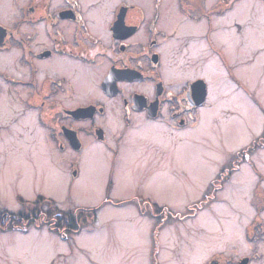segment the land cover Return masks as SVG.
I'll return each instance as SVG.
<instances>
[{"label":"rangeland","instance_id":"374dc122","mask_svg":"<svg viewBox=\"0 0 264 264\" xmlns=\"http://www.w3.org/2000/svg\"><path fill=\"white\" fill-rule=\"evenodd\" d=\"M93 1L102 3L99 8L117 3V0ZM134 1L143 3L141 0ZM29 2L3 0L5 6L0 12L1 20L9 26L13 25L19 18L18 10L24 5L28 7ZM243 4H246L244 10L247 11L246 17L241 19L244 25L264 28V5L259 0H244ZM194 6L198 10L196 3ZM146 9L150 10V6ZM176 19L181 18L177 16ZM232 19L230 17L223 24H230ZM200 25L201 29L194 33L187 53H181L175 43L168 52H164L169 65L178 57V63L183 64V70H186L185 76L202 75L208 79L211 107L209 105L202 111L203 115L208 113L204 128L202 122L196 129L175 131L163 123H145L138 116L132 119L134 128L121 132V111L118 107V113L107 114L103 118L107 143L89 141L99 154L87 161L82 156L75 165L70 162L62 164L57 160V156L61 155L54 151L55 145L40 126L39 115L33 111L27 112V118L31 117L28 125L22 124L25 118L20 119L19 135L16 133L13 137L4 138L6 143L0 145V211L18 215L36 209L48 217L50 204L46 203L47 198L64 214L77 212L78 209L97 211L93 225L67 237L69 241L66 242L46 226L40 229L31 226L26 232H0V264H49L53 257L64 252L73 253L72 264H159V240L163 264H190V257L199 249L205 254L197 259V264L219 248L227 249L228 253L236 256L250 252L252 246L243 241V235L252 216L253 192L264 189V145L261 144L264 139V59L261 58L263 53L258 55L264 49V40L251 47L248 33H245L244 44L236 43L244 47L238 50L242 64L233 70L249 95L254 96L257 105L245 90L230 81L216 56L199 39L205 33L203 23ZM227 31L225 33L228 34ZM262 32L264 38V30ZM195 46L201 48L193 51ZM231 54L232 50H228V57ZM9 55L0 54L6 58L5 63L0 62V69L9 74L6 78L9 82L14 78L26 80L28 70L20 66L21 52L12 57ZM253 55L258 58L254 59ZM211 59L216 62V72H201L200 68L207 69ZM91 82L90 79L84 80L94 90L76 93L77 104L84 105L99 96L96 82ZM0 83L3 90L0 116L9 122L14 116L22 114L25 109L23 100L29 92L23 87L12 88ZM215 85L228 86L229 91L225 92L220 87L215 93ZM232 95L240 97L241 105H233L229 101ZM11 103L15 110L9 107ZM3 108L5 116L2 115ZM89 109L92 108L80 110L79 116H84ZM112 115L115 120L111 121ZM66 132L73 133L63 129V134ZM97 132L100 134L95 137L100 141L103 135L101 131ZM258 139L260 142L256 144V149L253 147L251 150L256 152L250 155L251 164L244 161L237 166L238 169L232 167L240 159L239 155L247 156L245 150ZM39 143L48 145L50 151L42 153ZM112 161L118 164L117 169L111 165ZM73 169L77 171L76 178L73 177ZM226 172L230 175L220 188L225 190L220 195V202L224 201L226 205L218 207L219 216L201 212L190 225L191 208L195 207L197 211L205 208H197L198 205L193 204L204 192L217 189L216 185H221L220 178ZM58 175H63V180L54 187V176ZM42 198L41 204L39 199ZM133 198L150 202L149 207L153 209H168L172 216H165V219L159 215V220L164 218L165 224L158 228L151 215L139 212L137 205L132 203ZM107 201L126 203L116 206ZM233 234L237 239L236 245L229 242ZM180 235L182 238L178 237ZM154 253L156 260L151 262ZM256 264H264V260Z\"/></svg>","mask_w":264,"mask_h":264},{"label":"flooded vegetation","instance_id":"af4514ba","mask_svg":"<svg viewBox=\"0 0 264 264\" xmlns=\"http://www.w3.org/2000/svg\"><path fill=\"white\" fill-rule=\"evenodd\" d=\"M15 1L13 0L14 3ZM141 1L143 3L117 0L111 7L108 4L99 8L102 3L98 4L93 0H30L28 7L24 5L18 10L19 18L13 25H7L0 18V54L10 53L9 57H12L21 52L20 66H25L28 70L26 80L14 78L9 82L6 78L9 74L0 69V82L12 88L23 87L29 92L23 100L25 109L21 115L14 116L9 122L0 116V145L6 143L5 137H13L16 133L19 135L20 119L25 118L22 124L28 125L27 112L30 111L39 115L40 126L46 130L50 142L55 145L54 151L62 156H57L62 164L79 163L83 154L94 146L89 141L94 144L107 143L108 134L103 118L107 114L118 113V107L121 111V132L133 127L132 119L138 116L145 123H163L175 131L196 129L204 118L202 111L210 105V83L202 75L185 76L186 70H183V64L178 63V57L169 65L164 50L174 47L175 43L181 53H187L194 33L200 31L202 23L205 33L199 39L216 56L230 81L249 95L233 73L242 64L238 50L244 48L236 43L244 44L245 33H248L251 47L259 45L264 40L261 34L264 28L244 25L241 20L246 17L247 11L244 9L241 10L244 14L237 13L235 16L236 8L242 6L241 2L244 0H168L171 2L170 17L164 11L167 0ZM259 2L264 5V0ZM195 3L198 10L195 9ZM3 5V0H0V12ZM146 6H150V10ZM176 15L181 19H176ZM230 17H233L230 24H223ZM188 27L199 29L192 30ZM226 30L228 34L225 33ZM225 36H229L230 40ZM230 42L236 47L237 53L228 57ZM200 48L195 46L192 50ZM262 53L261 58L264 59V49L258 55ZM255 57L257 56L253 55L254 59ZM186 59L189 61V57ZM200 70L206 72L207 69L201 67ZM85 79H90L93 84L96 82L95 88L99 96L81 105L76 103V93L94 90L84 83ZM195 84H198V89L203 86L202 104H199L200 100L192 98V95L198 94V91H194ZM1 87L0 85V101L3 94ZM249 97L258 105L252 94ZM18 100L21 102V99ZM12 105L13 103L9 107L15 110ZM88 107L92 109L80 117V110ZM2 115L5 116L4 108ZM63 129L71 130L74 134H63ZM97 131H101L103 135L100 141L95 137L100 134ZM250 155H239L240 159L232 167L238 169L237 166L243 163V159L251 164ZM111 165L116 169L118 167L113 161ZM228 175L230 173L226 172L221 177ZM73 177H77L75 169ZM223 184L224 182L216 185L217 189H210L208 193L204 192L199 201L193 204L198 205L197 208H205L200 211L195 207L191 208L190 225L194 224L201 212L219 216L218 207L226 205L224 201L220 202V195L225 191L220 189ZM251 202L252 216L243 235V241L252 246L250 252L236 256L228 253L227 249L219 248L212 251L200 264H256L264 260V189H255ZM107 203L119 206L126 202ZM132 203L137 205L139 212L144 203L151 205L138 198H133ZM152 219L157 221L155 223L158 228L165 224L164 218L159 220V217L152 216ZM231 236L230 244L236 245L235 235ZM178 237L182 238V235ZM62 240L69 241L67 237ZM204 254L201 249L195 251L190 257V264H197V259ZM72 255L73 253L66 252L57 254L49 264H72ZM158 255L159 264H163L160 240ZM151 259V262L156 260L155 253Z\"/></svg>","mask_w":264,"mask_h":264},{"label":"trees","instance_id":"16d2710c","mask_svg":"<svg viewBox=\"0 0 264 264\" xmlns=\"http://www.w3.org/2000/svg\"><path fill=\"white\" fill-rule=\"evenodd\" d=\"M258 141V142H257ZM252 142L250 147H247L245 152L247 156L254 152L251 151L253 147L256 146L257 143L260 142V139ZM262 145L264 144V139ZM256 149V147H255ZM247 159H243V162ZM227 176L220 178V184L225 181ZM213 185V183H212ZM40 202L43 201L39 199ZM46 203L49 205L50 215L47 217L44 214L39 213L36 209L30 213L25 214H12L8 213L6 210L0 211V232L7 231H19L26 232L29 227L33 226L37 229L46 226L49 231L64 237H71L77 234L82 228L92 226L95 220V213L97 209H78L77 212H68L63 213L56 209V205L52 203L51 200L46 199ZM122 204V203H121ZM149 208L151 210H149ZM74 213V214H73ZM140 213L143 215L149 214L154 217H159L161 215L165 218V216H172V213L168 209H153L149 207L148 203H144L140 208ZM180 217V215H177Z\"/></svg>","mask_w":264,"mask_h":264},{"label":"bare ground","instance_id":"6f19581e","mask_svg":"<svg viewBox=\"0 0 264 264\" xmlns=\"http://www.w3.org/2000/svg\"><path fill=\"white\" fill-rule=\"evenodd\" d=\"M211 2H213V0H211ZM245 5L246 4H243L242 6H240L239 8H238V10H237V13L238 14H244V13H242L241 12V10H243L244 8H245ZM170 9H171V2L170 1H166L165 2V5H164V11H165V15H168L169 17H170V15L172 14V12L170 11ZM188 28H190V29H192V30H198L199 28H197V27H188ZM225 38L227 39V40H230V37L229 36H225ZM229 45H230V48H231V50H232V53L234 54V53H236L235 52V50H236V47L234 46V44L232 43V42H230L229 43ZM5 61V58H2V57H0V62H4ZM215 65H216V62H215V60H213V59H211L210 61H209V63H208V65H207V71L208 72H210V73H213V71H215ZM216 72V71H215ZM217 76H218V74H216ZM220 87H221V89H224L225 90V92H228L229 91V88H228V86H225L224 88H223V86H214V92L216 93L217 91H219V89H220ZM218 93V92H217ZM229 101L234 105V104H237V105H241V103H242V100L240 99V97H238L237 95L236 96H234V95H232L230 98H229ZM111 114H113V113H111ZM207 116H208V113H206L205 115H204V118L202 119V121H201V123H202V128H204L205 126H206V122H207ZM254 118L255 117H253V119L252 120H254ZM110 120L112 121V120H115V118H114V116L112 115V116H110ZM31 121V117H29L28 119H27V121H26V123L27 122H30ZM153 130V129H152ZM39 145H40V151L42 152V153H44V154H46V153H48L49 152V150H50V148L48 147V145H46V144H42V143H39ZM99 153H98V151H97V148L95 147V146H91L89 149H88V151L86 152V153H84L83 154V158L87 161L88 159H92V158H94V157H96V155H98ZM246 176H244V178H245ZM62 180H63V175L61 176H54V182H53V185H54V187H57V186H59L60 184H61V182H62ZM230 190H228V192H229Z\"/></svg>","mask_w":264,"mask_h":264},{"label":"water","instance_id":"95a60500","mask_svg":"<svg viewBox=\"0 0 264 264\" xmlns=\"http://www.w3.org/2000/svg\"><path fill=\"white\" fill-rule=\"evenodd\" d=\"M197 83H202V82H197ZM194 88H195L194 91L195 92L198 91V94H197V96L192 95V98L194 100H197V101L200 100L199 104H202V100H203V97H204L203 86H199V89H198V84H195Z\"/></svg>","mask_w":264,"mask_h":264}]
</instances>
